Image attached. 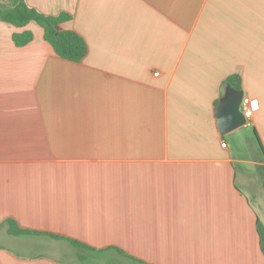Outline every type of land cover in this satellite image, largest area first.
<instances>
[{"label": "crops", "instance_id": "1", "mask_svg": "<svg viewBox=\"0 0 264 264\" xmlns=\"http://www.w3.org/2000/svg\"><path fill=\"white\" fill-rule=\"evenodd\" d=\"M24 1L70 13L60 28L88 52L63 59L36 22L0 20V264L77 260L49 237V254L16 252L44 236L9 217L149 264H264V161L213 112L239 74L264 147V0Z\"/></svg>", "mask_w": 264, "mask_h": 264}, {"label": "trees", "instance_id": "2", "mask_svg": "<svg viewBox=\"0 0 264 264\" xmlns=\"http://www.w3.org/2000/svg\"><path fill=\"white\" fill-rule=\"evenodd\" d=\"M6 4L0 3V20L13 24L16 27H22L31 21L36 22L43 29L44 39L52 46L54 52L61 58L72 61L80 62L88 52V45L84 37L78 32L71 29H62L60 24L64 21L70 20L72 15L67 12H59L56 15H48L38 11L36 8L29 6L24 0H7ZM58 26V31L56 29ZM33 38V33L30 30H22L13 32L12 40L17 46H23L30 42ZM229 83L236 89H241V78L239 74L233 73L228 75L223 81V85ZM219 99V98H218ZM215 101V104L218 102ZM253 134L258 144L260 159L264 161V147L260 141L255 128ZM6 227L9 234L14 236H44L52 239H61L69 242L75 248H84L93 252L97 251L104 253L107 251H115L120 256L129 258L133 261L143 264H149L139 259L125 250L118 247H104L95 248L80 240L44 230H34L31 228L21 226L15 219L9 217L2 223ZM256 234L258 237L259 247L264 256V225L262 221L256 218ZM79 259H83L81 255L76 254Z\"/></svg>", "mask_w": 264, "mask_h": 264}, {"label": "rangeland", "instance_id": "3", "mask_svg": "<svg viewBox=\"0 0 264 264\" xmlns=\"http://www.w3.org/2000/svg\"><path fill=\"white\" fill-rule=\"evenodd\" d=\"M243 136V138H245L247 140V144H246V140L241 141V140H235V144L236 147H239L240 150L243 152L245 157H249L250 154L248 155L247 150H242V146L244 144L249 145L251 150H254V154L258 155V157H260V153L258 150V144L255 140L254 134H253V130H252V126H249L248 124L242 126L239 128V130H237L234 134L235 137H238V139L240 138V136ZM251 158V157H249ZM244 188V187H243ZM42 239V240H41ZM43 239H48V237H37L35 239H31L28 238V242L31 243L32 248L30 249V251H28V248H23V247H19V246H11L13 250H15L16 252L23 254L22 252H24V250L26 251L25 253L28 254H33V253H44V254H49L46 250L47 247L45 245V241ZM0 242H4L3 239H0ZM61 247V248H59ZM58 249L62 250L60 251V255L62 257H69L70 254H79L82 256L83 259H79L77 257V260L74 258V263L75 264H143L140 262H136L133 261L129 258L123 257V256H119L117 252L115 251H107L104 253H100V252H93L91 250H87L84 248H75L70 244H62L59 245ZM77 256V255H76Z\"/></svg>", "mask_w": 264, "mask_h": 264}, {"label": "water", "instance_id": "4", "mask_svg": "<svg viewBox=\"0 0 264 264\" xmlns=\"http://www.w3.org/2000/svg\"><path fill=\"white\" fill-rule=\"evenodd\" d=\"M56 29L58 31V26ZM243 97L242 89H236L229 83L224 86V91L213 109L220 135H225L247 124L240 108Z\"/></svg>", "mask_w": 264, "mask_h": 264}, {"label": "built area", "instance_id": "5", "mask_svg": "<svg viewBox=\"0 0 264 264\" xmlns=\"http://www.w3.org/2000/svg\"><path fill=\"white\" fill-rule=\"evenodd\" d=\"M240 108L246 118L247 123H249L252 118L253 111L256 108V103L250 100L248 97L244 96L241 101Z\"/></svg>", "mask_w": 264, "mask_h": 264}]
</instances>
